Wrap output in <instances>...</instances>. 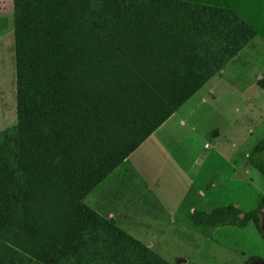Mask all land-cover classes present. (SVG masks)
Wrapping results in <instances>:
<instances>
[{"label":"trees","instance_id":"1","mask_svg":"<svg viewBox=\"0 0 264 264\" xmlns=\"http://www.w3.org/2000/svg\"><path fill=\"white\" fill-rule=\"evenodd\" d=\"M13 35L17 122L0 134V264H112L100 258L138 243L87 195L256 31L230 8L184 0H13ZM246 166L264 178V139ZM259 210L250 216L264 238Z\"/></svg>","mask_w":264,"mask_h":264},{"label":"rangeland","instance_id":"2","mask_svg":"<svg viewBox=\"0 0 264 264\" xmlns=\"http://www.w3.org/2000/svg\"><path fill=\"white\" fill-rule=\"evenodd\" d=\"M253 48L250 59H245V54H241L234 68L227 73L230 74L227 84L229 83L231 88L223 90L221 96L216 97L208 108L198 109L200 121L205 116L207 123L200 124L197 133L187 132L184 139L180 140L179 148H202L203 139H200L199 133L206 134V142H210L213 133L220 134L229 118L235 119L236 125L224 130L227 131L225 136L227 140L235 142V146L232 147V142H227L225 138H220L219 143L233 154L237 151L238 144L242 146L237 154H234L236 161L243 159L242 153L245 150L251 152L252 148L264 139V118L254 114L252 124H248V105L243 101L249 98L251 78L259 70L264 74V46L256 44ZM14 57L13 0H1L0 134L10 130L17 122ZM234 77L243 78L241 86L237 80L230 82ZM231 112H238L240 115L236 117L237 113L235 117H231ZM190 118L196 119L195 116ZM187 154L192 157L190 150ZM248 177L249 179H240L233 175L224 181H215L210 177L203 179L199 183L200 190L196 191L198 193L194 190L182 205H177V200L180 197L179 191L185 189V183L173 181L168 188L162 190L170 199H166L169 202L161 213L147 209L149 212L137 214L141 225L123 220L120 215L111 221L124 236L138 243L132 247L139 248L140 252L132 250L128 244L119 245L107 251L106 255L100 258L101 261L107 258H112V264H133V259L138 261V264H251L254 258L264 261V238L256 228L254 217L250 216L262 207L264 178L257 170L252 172L251 178ZM85 202L90 204L87 198ZM188 204L193 205V212H188L186 216ZM115 209L121 210V207ZM217 209L226 212L220 215L213 213ZM175 213L177 216L168 221L167 218ZM101 218L104 219L103 216ZM111 238L109 235L103 237L102 242H108ZM140 253L146 257L139 260L142 257ZM30 264L39 263L32 261Z\"/></svg>","mask_w":264,"mask_h":264},{"label":"crops","instance_id":"3","mask_svg":"<svg viewBox=\"0 0 264 264\" xmlns=\"http://www.w3.org/2000/svg\"><path fill=\"white\" fill-rule=\"evenodd\" d=\"M184 1L212 7L230 8L251 26L257 35L237 56L227 63L229 64L232 61L229 66H226V64L221 71L132 152L122 165L116 168L87 195L86 198L90 203L88 205L85 202L87 206L106 219H113L120 215L123 220L141 225L137 214H145L149 211L161 213L163 208L167 206L169 200L166 199L170 198L164 195L162 190L168 188L171 183H174L173 181L185 183V189L179 191L180 197L177 200V205H182L183 201L188 199L194 190L195 193H198L196 191L200 190L199 183L203 179L210 177L215 181H224L230 179L233 175L236 177L242 175V178H238L249 179L248 176L251 178L252 172L255 170L246 166V159L250 154L248 150L242 153L243 159L240 161L235 160L234 154H237L242 148L240 144H238V149L234 154L228 152L226 147L220 146V138L232 142L227 140L225 136L227 131L224 130L233 128L236 125L235 119L229 118L220 134L213 133L210 142H206V134L199 133L201 135L200 139H203L202 148L200 147L197 150L188 146L179 148V143L180 140L184 139L187 132L197 133V127L200 124L207 123L205 116L200 121L197 111L200 108H208L207 106H210L216 100V97L221 96L223 90L231 88V85L227 84V78L230 75L227 73L234 68L240 55L245 54L244 58L250 59L251 51L254 49L253 45L264 46V0ZM263 77L264 74L259 70L251 78L249 98L247 100L243 99L248 105L246 108L248 124H252L254 114L259 115L262 119L264 118V90L257 85L259 79ZM235 78L230 82L237 80L241 86L243 78ZM237 113L231 112V117L232 115L235 117ZM239 115L238 113L236 117ZM190 116H195L196 119L192 120ZM231 146H235V142H232ZM188 150L191 151L192 157L188 156ZM177 154L178 156H176ZM200 177L201 180L199 181ZM115 207H121V210H116ZM181 208L178 210L180 211ZM188 212H193L192 204L187 205L186 216ZM176 213L173 214L174 216L170 215L167 218L168 221H172L177 216Z\"/></svg>","mask_w":264,"mask_h":264},{"label":"water","instance_id":"4","mask_svg":"<svg viewBox=\"0 0 264 264\" xmlns=\"http://www.w3.org/2000/svg\"><path fill=\"white\" fill-rule=\"evenodd\" d=\"M238 177L242 178V175H238ZM259 218H260V226L262 231H264V205L259 210ZM251 264H264V261L254 260Z\"/></svg>","mask_w":264,"mask_h":264}]
</instances>
